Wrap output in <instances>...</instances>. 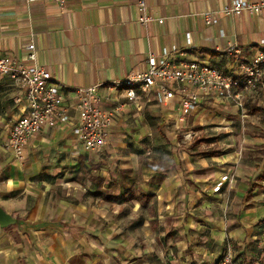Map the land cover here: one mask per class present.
Returning <instances> with one entry per match:
<instances>
[{
  "label": "crops",
  "instance_id": "obj_1",
  "mask_svg": "<svg viewBox=\"0 0 264 264\" xmlns=\"http://www.w3.org/2000/svg\"><path fill=\"white\" fill-rule=\"evenodd\" d=\"M137 1L0 0V56L26 61L34 43L36 62L52 73L73 117L44 126L28 141L24 158H16L4 145L10 124L23 114L16 100L21 91L10 77L0 78V206L15 219L0 224V264H123L130 256L128 249L123 257L128 245L119 235L142 233L169 235L167 245L150 237L144 249L157 251L166 264H219L228 247L234 264H259L264 81L254 90L239 88L234 100L203 98L184 127L201 125L200 138L217 141L182 152L175 143L154 144L160 134L171 139L168 124L182 126L178 100L159 103L155 91L140 89L138 100L131 101L115 82L145 70L149 55L162 56L165 49L171 58L227 72L231 43L245 60L264 51V10L226 15L233 0H146L152 20L144 24ZM209 10L217 12L213 24L204 17ZM91 86H98L103 109L125 103L106 144L96 150L86 149L73 132L76 91ZM238 136L247 139L245 152L230 145ZM151 151L167 155L166 161L140 163L139 155ZM224 174L233 180L214 193V182Z\"/></svg>",
  "mask_w": 264,
  "mask_h": 264
},
{
  "label": "built area",
  "instance_id": "obj_2",
  "mask_svg": "<svg viewBox=\"0 0 264 264\" xmlns=\"http://www.w3.org/2000/svg\"><path fill=\"white\" fill-rule=\"evenodd\" d=\"M38 1V0H29ZM53 1L64 5L67 0ZM138 17L141 23H148L152 17L147 15L146 0H138ZM264 10V2L256 3L249 0H233L226 6V15H241L244 12L259 13ZM206 23L218 21L216 11L204 13ZM163 22V19H159ZM225 35L224 30L221 31ZM191 33H188L191 42ZM177 49H174V52ZM170 50L165 49L162 56L150 54L148 66L140 72L130 73L126 79L115 82L116 87H124L126 96L131 101H137L138 91H155L156 100L167 103L176 98L181 106V114L187 115L196 108L202 98L234 100L238 98L237 90L241 87L250 90L261 82L264 72V51L253 59L242 62L241 50L237 43H231L226 52L231 58L229 71L220 66L202 63L198 60H178L170 57ZM37 61L36 46L28 45L26 61H20L12 56H0V78L10 77L21 91L17 102L22 104L23 114L12 122L5 148L16 158L22 159L28 141L44 126H56L73 120L69 107L65 103V93L54 80L52 73ZM77 101L74 108L78 112L73 132L88 150L102 148L114 123L115 114L125 103H120L115 109L106 110L100 106L102 95L98 86L77 89ZM239 105L242 103L238 102ZM184 116L181 117L183 119ZM229 178L225 175L215 189L220 190ZM261 250L264 256V227L262 229ZM219 264H234L231 247L223 254Z\"/></svg>",
  "mask_w": 264,
  "mask_h": 264
},
{
  "label": "rangeland",
  "instance_id": "obj_3",
  "mask_svg": "<svg viewBox=\"0 0 264 264\" xmlns=\"http://www.w3.org/2000/svg\"><path fill=\"white\" fill-rule=\"evenodd\" d=\"M256 55H254L251 59H253ZM240 59H241L242 62H247V61H250L251 60V59L245 60V58H243L242 54L240 56ZM208 64H210V63H208ZM215 66H218V65H215ZM263 75H264V72H263ZM263 81H264V76L262 77L261 82L257 83L255 86H252L251 89H253V90L256 89L258 85H260L261 83H263ZM18 97H17V99H18ZM173 99H176V98H173ZM213 99H215V98H213ZM199 105H200V103H199ZM178 108H179L178 120L181 122L182 126L180 125L179 128H176V126H175L173 128V124H168L167 130L170 131L169 132V135H170L169 138H171V139L168 140L167 138H165L164 136H162L160 134L156 139H154V144L156 145V147H170L171 148L172 147V144L175 143V145H177L176 147H180L181 148V150H180L181 152H182V150H185V149L188 150V148H191V149H193L195 151V149H201V148L202 149H206L207 146H209L210 143H214V142L217 141V139H214V138H211V139L200 138V135L199 134L201 133L200 132L201 131V127H203L201 125H198V126H188L187 128L184 127V125L186 124V121L184 119L186 117V115H182L181 114V110H180L181 106H180V104H179ZM196 108H194V109H196ZM182 116H184L183 119H181ZM11 124H10V126H11ZM259 127L261 128V131H260L261 134H258V137L259 138H264V133L262 132V130L264 131V127L262 125H259ZM178 129L181 130V133L182 134L181 135H178L177 134L178 135L177 136L176 133H177V130ZM171 132H173L174 134L172 135ZM9 133H10V130H9ZM197 135H199V136H197ZM172 136H174V137L172 138ZM192 141H194V142H192ZM230 142H231L230 145L231 146H234V147H237L238 148L237 151L238 152H241V153H242V151L245 152V146H247V147L249 146V144L247 143V139L245 137H243V136H241V137L240 136L233 137V139H231ZM142 144L143 143H141V145ZM218 145H221V144L218 143ZM259 146L262 147L264 145L260 144ZM4 147H5V145H4ZM215 148H217V147L215 146ZM258 152H261L262 153V150H258ZM139 157H140V160H139L140 163H145V162H148L149 163L150 162L149 159H153L154 160V161H151L150 163H158L159 161H166V159H167V155L161 156L158 152H152V151L150 153H148V154H145V156L144 155L143 156L139 155ZM189 158H191L195 162V158L194 157L193 158L192 157H189ZM22 159H20V160H22ZM169 159L172 160L171 158H169ZM225 175H227L229 177V178H227L228 180H226L224 182V184H223V186L221 187L220 190H216L215 189L216 185L218 184L219 181H221V179ZM232 180H233L232 175H229V174L222 175L220 177V179H217V181L214 182L215 185H213L214 188L212 186V191L214 193L215 192L216 193H218V192L222 193L223 192L222 189H223L224 185L226 184V182H231ZM146 188H148V187H146ZM203 192L206 193L207 191L205 190ZM131 194H132L131 195L132 198H134V197H136L135 194H138V192L136 190H134V191H132ZM124 203L125 202L122 201V202H117L116 204L117 205H122ZM126 203H128V205H131L132 204V203H129V202H126ZM141 208H139L138 210H140ZM224 211L227 212V214H228V209H225ZM155 223H156L155 220H151V225H154ZM257 226H258L257 227L258 228V233H257V238L256 239L258 240V236H259V244L261 246L262 245L261 235H262V229L264 227V218L258 222ZM119 236H121L120 238H124V243H126V245H128L123 250V257L126 255V252L129 249L128 257L129 256L130 257L129 258H125L123 260L124 262H122L123 264H134L135 262L138 263V264H143L144 262H145V264H166V262H163L162 261L160 255L158 254L157 251H155V252L153 251V252H150V253H146V252H144V249L147 246L146 241L150 237L152 239H154V241H157V242L158 241H164L165 240L164 241L165 242V245H167V241L166 240L168 239V236L169 235H166V236L165 235H161V234L160 235L159 234H156V235H152V234L146 235V234L142 233V234H135V235H132V234H124V235H119ZM229 241L230 240H227L228 244H226V245H233L232 243H229ZM226 251H227V248H226V250L224 249V251H223L222 254H224ZM232 251H233V249H232ZM131 255H134V256L131 257ZM233 256H234V253H233ZM257 260H258V263L259 264H264V256H263L262 253H261V256L259 257V259H257ZM252 264H256V263H252Z\"/></svg>",
  "mask_w": 264,
  "mask_h": 264
},
{
  "label": "water",
  "instance_id": "obj_4",
  "mask_svg": "<svg viewBox=\"0 0 264 264\" xmlns=\"http://www.w3.org/2000/svg\"><path fill=\"white\" fill-rule=\"evenodd\" d=\"M15 219L8 213L3 207L0 206V224L1 226H7L13 223Z\"/></svg>",
  "mask_w": 264,
  "mask_h": 264
}]
</instances>
